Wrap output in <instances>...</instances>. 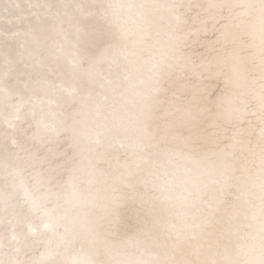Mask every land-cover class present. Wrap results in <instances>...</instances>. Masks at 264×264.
Here are the masks:
<instances>
[{
  "label": "snow or ice",
  "instance_id": "6c2138e0",
  "mask_svg": "<svg viewBox=\"0 0 264 264\" xmlns=\"http://www.w3.org/2000/svg\"><path fill=\"white\" fill-rule=\"evenodd\" d=\"M0 264H264V0H0Z\"/></svg>",
  "mask_w": 264,
  "mask_h": 264
},
{
  "label": "bare ground",
  "instance_id": "6f19581e",
  "mask_svg": "<svg viewBox=\"0 0 264 264\" xmlns=\"http://www.w3.org/2000/svg\"><path fill=\"white\" fill-rule=\"evenodd\" d=\"M21 2H23V0H21Z\"/></svg>",
  "mask_w": 264,
  "mask_h": 264
}]
</instances>
